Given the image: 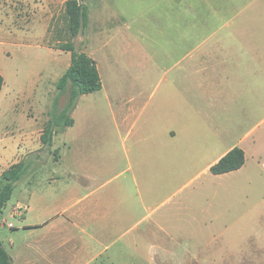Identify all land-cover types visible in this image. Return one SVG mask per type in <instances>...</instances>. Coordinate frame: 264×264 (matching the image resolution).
<instances>
[{
    "label": "rangeland",
    "instance_id": "rangeland-1",
    "mask_svg": "<svg viewBox=\"0 0 264 264\" xmlns=\"http://www.w3.org/2000/svg\"><path fill=\"white\" fill-rule=\"evenodd\" d=\"M67 1L16 0L11 6L12 13L9 8L13 18L7 26L15 32V38L0 46V73L5 79L0 115L9 119L10 103H13L11 110L36 129L26 157H16V160L35 162L18 183L0 218V242L9 254H12L11 244L34 243L30 231L22 229L25 210L17 203H25L26 196L34 191H42L52 173L66 172L72 133L81 145L87 141V131L91 132L92 143L98 146L95 149L98 161L104 167V179L110 180L108 189L118 188L126 179L119 176L124 169V161H120L122 140L118 135L120 91L133 96L135 87L144 84L149 107L136 130L143 125L157 100L169 96L173 87V94L177 95L176 88L181 89L184 76L186 101L198 99L213 104V82L204 81L198 88V80L189 77L192 63L186 61V55L199 47L200 33L214 32V26L200 24V18L205 20L209 12L207 7L201 8L202 4L206 6L205 0H81L88 8L89 22L85 32L76 38L69 29ZM102 35L106 40L99 58L103 89L79 98L76 127L57 135L51 151L45 147L38 149L39 130L48 120L57 83L70 63L71 54L61 50L62 46L74 43L77 51L90 53ZM13 87L23 91L14 94ZM69 94L70 90L61 97L60 109L67 105ZM2 95L9 103L1 99ZM23 127L26 126H18ZM262 132L264 125L257 135ZM3 138L14 137L0 135ZM14 139L15 145L22 149V139ZM127 146L131 147V141ZM258 150L254 159L249 157L248 168L243 173L232 175L249 179V183L230 185L232 192L217 197L211 204L201 200V196H155L145 204L140 203L138 196H127L128 206H134L137 216L146 215L148 207L156 209L153 218L165 229L154 242L158 247L150 248L146 243L148 248H136L137 243L132 240V248L123 249L124 243H121L87 264H264V141ZM130 183L128 186L132 187ZM54 203L50 202L52 209L64 207V201L53 206ZM118 203V196H111V206L117 208ZM36 208L29 214L27 223L44 220V213ZM33 231L39 233L41 229ZM150 240V233L146 234L144 241ZM139 241L138 238V246ZM95 249L98 248H92V252Z\"/></svg>",
    "mask_w": 264,
    "mask_h": 264
},
{
    "label": "crops",
    "instance_id": "crops-1",
    "mask_svg": "<svg viewBox=\"0 0 264 264\" xmlns=\"http://www.w3.org/2000/svg\"><path fill=\"white\" fill-rule=\"evenodd\" d=\"M19 1L26 3L27 0ZM205 1L206 6L202 4L201 8L207 7L209 12L205 20L200 18V24L214 26V32L200 33L199 47L186 55V61L192 63L189 77L198 80V88L204 81L213 82V104L198 99L186 101L184 76L181 89L176 88L177 95L173 94V87L169 96L157 100L143 125L136 130L149 107L144 84L135 87L133 96L120 91L118 135L122 140L120 161H124V169L119 176L126 179L118 188L108 189L110 180L104 179V167L98 161L95 150L98 146L93 145L91 132L87 131V141L81 145L72 133L66 172L52 173L42 191H34L26 196L25 203H17L25 210L22 229L30 231L34 243L11 244L12 254L9 255L13 264H82L84 261L87 264L106 249L121 243H124L123 249L132 248V240L136 241V248H148L146 243L156 248L154 242L158 234L165 232L153 218L156 209L148 207L146 215L137 216L134 206H128L127 196H138L141 204L155 196H201V200L211 204L217 197L231 193L230 185L249 183V179L232 175L248 168L249 157L257 156L258 146L264 141V132L257 135L264 125V0ZM15 2L0 0V41H5L0 42V46L15 38V32L7 27L13 18L9 8L12 13L11 6ZM103 38L104 35L96 40L94 51L86 52L95 60L98 70L106 42ZM70 65L71 56L67 70ZM17 90L13 89L14 94L23 91ZM3 95L1 99L9 103ZM12 104L9 119L0 115V135L21 138L22 149L15 145L14 138L0 139L3 144L0 178L22 161L16 157H26V151L31 149L30 138L36 134L29 121L11 110ZM79 113L80 103L72 115L74 124L70 131L76 127ZM20 124L26 127L18 128ZM45 125L39 130L38 149L44 148L41 136ZM130 141L131 147L127 146ZM236 148L245 154L244 166L237 171L213 175L211 168ZM128 181L132 187L128 186ZM211 184L214 187L208 188ZM111 196H118L117 208L111 206ZM51 201L55 202L53 206L64 201V207L52 209ZM36 207L44 213V220L27 223ZM208 207L213 208V205ZM149 233L151 240L145 242L144 236ZM92 248L98 249L94 253ZM80 256L83 259H79Z\"/></svg>",
    "mask_w": 264,
    "mask_h": 264
},
{
    "label": "trees",
    "instance_id": "trees-1",
    "mask_svg": "<svg viewBox=\"0 0 264 264\" xmlns=\"http://www.w3.org/2000/svg\"><path fill=\"white\" fill-rule=\"evenodd\" d=\"M66 15L72 37L76 38L85 32L89 22L88 8L81 0H68ZM61 50L71 53V65L57 84V94L52 101L48 113V121L41 136L42 145L51 151L54 138L64 134L73 126L72 115L78 106L81 96L90 95L102 90V78L95 60L86 53L79 52L74 43L62 46ZM5 79L0 74V94L3 90ZM70 90L69 99L64 109H60V99ZM59 150H55V157ZM35 160H22L11 166L0 178V218L7 204L12 199L13 193L23 178L29 173ZM245 164L243 150L236 148L228 153L221 161L211 168L213 175H223L241 169ZM0 264H13V260L2 242H0Z\"/></svg>",
    "mask_w": 264,
    "mask_h": 264
},
{
    "label": "built area",
    "instance_id": "built-area-1",
    "mask_svg": "<svg viewBox=\"0 0 264 264\" xmlns=\"http://www.w3.org/2000/svg\"><path fill=\"white\" fill-rule=\"evenodd\" d=\"M264 167V166H263ZM8 226L10 227V228H12L13 227V224H8Z\"/></svg>",
    "mask_w": 264,
    "mask_h": 264
}]
</instances>
